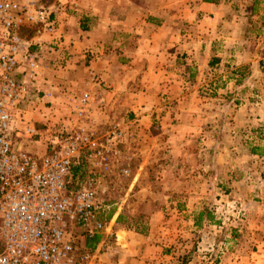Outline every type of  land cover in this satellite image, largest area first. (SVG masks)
Instances as JSON below:
<instances>
[{
	"label": "rangeland",
	"instance_id": "1",
	"mask_svg": "<svg viewBox=\"0 0 264 264\" xmlns=\"http://www.w3.org/2000/svg\"><path fill=\"white\" fill-rule=\"evenodd\" d=\"M145 1L154 5V0H39L52 15L62 8V15L64 12L73 18L96 8L88 15L89 22L99 16L109 22L126 19L130 17V11H126L130 4L142 5ZM227 1L231 5L225 13L239 15V23L237 27L227 23L230 26L217 29L215 36L230 39L234 47L230 52L226 50L227 54L243 51L245 57L240 65L232 64L233 69L217 66L220 69L213 71L208 85L206 79L199 80V109L194 112L200 120L197 135L175 138L159 134L161 129L154 125L147 136L137 129L130 131V127L121 131L117 120L127 116L126 105L101 106L98 97L102 95L91 93L89 114L96 126L95 130L88 128L96 134L111 126L121 131L115 141L119 152L107 153L106 167L97 169L105 188L107 208L101 215L105 228L96 233L98 240L93 246H85L80 233L74 237L77 249H97L98 264H179L176 257L185 252L194 264H264V0ZM166 2L175 4V0ZM102 7V13L97 11ZM183 14L186 34H205V28L210 27L208 21H201L195 14ZM170 15L176 19L172 16L175 12ZM113 30L119 37L120 31ZM22 35L29 38L32 32L25 30ZM51 38L44 33L34 38L37 43L33 48L44 65L43 86L47 81L44 70L50 67L46 64L48 58L56 53L59 67L66 59L63 38L55 37V42ZM50 90L47 97L20 109L27 124L50 128L40 140L24 143L25 149L30 145L27 150L35 148L33 152L37 153L52 140L50 133L74 121L71 98L54 95L55 89ZM127 90L123 87L120 103ZM170 103L159 101L154 121L161 116L175 121L190 112L177 117ZM237 106H242L244 116L236 114ZM80 159L74 173L83 177L90 163L82 156ZM199 210L208 211L212 219L207 221L204 216L195 225L193 217ZM149 229L153 250L138 248L141 242L126 239L122 232L143 233Z\"/></svg>",
	"mask_w": 264,
	"mask_h": 264
},
{
	"label": "built area",
	"instance_id": "2",
	"mask_svg": "<svg viewBox=\"0 0 264 264\" xmlns=\"http://www.w3.org/2000/svg\"><path fill=\"white\" fill-rule=\"evenodd\" d=\"M51 13L39 0H0V264H98L97 249H77L74 237L105 228V188L97 169L106 167L107 153L119 152L121 131L111 126L96 134L85 124L88 85L70 99L72 124L50 133L39 153L23 147L50 131L27 124L20 109L49 94L40 88L44 65L33 46L35 36H53ZM25 30L31 37H23ZM87 73L89 83H97L92 70ZM81 156L90 163L83 177L74 173Z\"/></svg>",
	"mask_w": 264,
	"mask_h": 264
},
{
	"label": "crops",
	"instance_id": "3",
	"mask_svg": "<svg viewBox=\"0 0 264 264\" xmlns=\"http://www.w3.org/2000/svg\"><path fill=\"white\" fill-rule=\"evenodd\" d=\"M229 4L227 0H175L174 5L166 0H154L153 6H149L147 1L142 5L132 3L126 10L130 11V17L114 22L101 16L89 22L87 17L96 8L84 10L75 18L64 12L62 15V8L57 9L52 15L56 20V29L51 39L55 42L56 38H63L66 59L63 67H59L56 65V53L48 58L46 64L50 67L44 70L47 81L45 86L41 84L42 89L49 94L50 89H55L54 95L60 93L61 97L67 96L69 100L79 91L88 89L89 85L92 94L102 95L98 97L101 106L106 103L114 108L126 105L127 116L117 120L121 131L130 127V131L137 129L147 136L149 127L154 125L161 129L159 134L175 138L179 135L183 139L195 136L200 126L198 116L194 115L199 109V80L206 79L205 85H208L213 71L220 69L217 66L233 69L232 64L240 65L244 61L243 51L226 53L234 47L228 37L222 36L221 40L220 36H215L217 29H225V25L229 24L237 27L239 23V15L225 13ZM97 11L104 9L102 7ZM185 11L197 15L201 21H208L210 27L205 28V34L183 32V27L187 26L183 18ZM173 12L175 15L172 16L176 19L170 15ZM113 28L120 31L119 37L114 36ZM88 69L96 75L97 83H89ZM123 87L127 92L120 103ZM159 101L165 104L171 102L177 117L186 111H190L189 116L185 114L184 118L175 121L161 116L154 121ZM169 105L166 108L172 109ZM237 107L236 114L244 116L242 106ZM244 121L245 117L243 124ZM86 125L95 130V119L89 117ZM29 149L35 151V148ZM122 232L126 239L131 237L141 242L138 248H152L149 246L151 229L143 233ZM126 239L123 240L125 243ZM187 264L194 262L188 261Z\"/></svg>",
	"mask_w": 264,
	"mask_h": 264
},
{
	"label": "trees",
	"instance_id": "4",
	"mask_svg": "<svg viewBox=\"0 0 264 264\" xmlns=\"http://www.w3.org/2000/svg\"><path fill=\"white\" fill-rule=\"evenodd\" d=\"M204 216L207 221H210L212 219V216L208 211L204 212L203 210H199L193 217V223L195 225H199L201 218ZM97 240H98L97 234L90 237L83 236V243L85 246H93L97 242ZM176 259L178 260L179 264H186L188 261L187 253L185 252L184 254L177 256Z\"/></svg>",
	"mask_w": 264,
	"mask_h": 264
}]
</instances>
